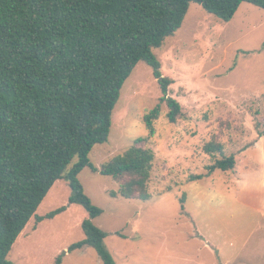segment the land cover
<instances>
[{
    "label": "rangeland",
    "instance_id": "1",
    "mask_svg": "<svg viewBox=\"0 0 264 264\" xmlns=\"http://www.w3.org/2000/svg\"><path fill=\"white\" fill-rule=\"evenodd\" d=\"M263 41L264 9L243 2L224 22L190 4L180 29L153 49L162 75L173 80L168 94L180 103L181 115L170 123L162 102L152 136L143 116L162 96L152 69L137 63L122 85L108 141L92 148L90 161L99 167L148 136L145 146L154 152L151 199L111 196L119 184L89 167L78 175L102 209L93 223L107 234L104 245L115 264H264ZM211 138L234 155L235 167L190 181L220 158L203 152ZM69 195L67 181L54 183L36 214L66 209L28 222L8 255L13 264H53L85 238L81 223L88 214L69 204ZM62 264L103 263L93 248L84 247L66 253Z\"/></svg>",
    "mask_w": 264,
    "mask_h": 264
},
{
    "label": "trees",
    "instance_id": "2",
    "mask_svg": "<svg viewBox=\"0 0 264 264\" xmlns=\"http://www.w3.org/2000/svg\"><path fill=\"white\" fill-rule=\"evenodd\" d=\"M243 2L264 9V0H0V264H13L10 250L33 217L39 223L66 209L36 214L62 179L70 188L68 203L82 206L88 218L81 223L85 238L53 264L84 247L93 248L103 264H115L104 245L107 234L93 223L102 209L78 175L89 167L119 184L111 196L151 199L154 152L146 140L155 132L162 102L170 123L181 115L180 103L168 94L173 80L162 75L153 49L180 29L190 4L228 22ZM139 62L152 69L162 93L143 116L148 136L96 167L90 152L108 141L122 85ZM202 148L220 158L190 181L235 167L234 155H226L215 138Z\"/></svg>",
    "mask_w": 264,
    "mask_h": 264
},
{
    "label": "crops",
    "instance_id": "3",
    "mask_svg": "<svg viewBox=\"0 0 264 264\" xmlns=\"http://www.w3.org/2000/svg\"><path fill=\"white\" fill-rule=\"evenodd\" d=\"M203 244L204 248H207L206 241H204Z\"/></svg>",
    "mask_w": 264,
    "mask_h": 264
}]
</instances>
